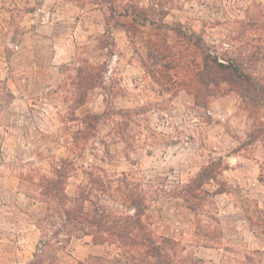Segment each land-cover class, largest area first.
Returning <instances> with one entry per match:
<instances>
[{
    "label": "rangeland",
    "instance_id": "374dc122",
    "mask_svg": "<svg viewBox=\"0 0 264 264\" xmlns=\"http://www.w3.org/2000/svg\"><path fill=\"white\" fill-rule=\"evenodd\" d=\"M206 54L264 87V0H0V264L33 260L62 162L65 193L89 188V208L132 214L139 198L177 264H264V100L225 82L195 98ZM51 243L56 264L131 251Z\"/></svg>",
    "mask_w": 264,
    "mask_h": 264
},
{
    "label": "trees",
    "instance_id": "16d2710c",
    "mask_svg": "<svg viewBox=\"0 0 264 264\" xmlns=\"http://www.w3.org/2000/svg\"><path fill=\"white\" fill-rule=\"evenodd\" d=\"M125 12L131 13L142 25L148 21L133 7L126 8ZM176 32L183 38L192 39V36H186L181 30ZM193 41L200 47V39L195 38ZM220 82L227 83L231 90L245 100L251 99L255 106L260 104L259 100H264V87L243 72L240 61L230 60L223 63L210 54L204 56L202 69L197 71L187 84L197 98L207 93L211 85L218 86ZM63 163L55 169V177L47 178L42 184L41 195L44 197L45 207L36 221L41 239L30 264H41L44 257L48 259V264H56L53 263L55 256H48L45 251V248L51 247V241L55 239L56 243L67 242L72 236L84 235H89L94 244L111 241L124 248L130 247L131 251L123 250L121 257L91 255L87 259L77 261L76 264H177L166 253L165 246L170 241L164 239L159 243L154 242L142 223L140 217L144 214V205L139 198L129 197V207L134 210L132 214L116 215L97 205L89 208L86 205L89 201L87 198L89 188L81 187L75 198H70L65 193V178L68 171ZM212 172V168H204L200 176L207 178ZM198 187L199 183L195 187L188 186L185 192L193 194ZM48 200L55 202V206ZM189 207L192 208L191 205Z\"/></svg>",
    "mask_w": 264,
    "mask_h": 264
},
{
    "label": "crops",
    "instance_id": "0c3cea01",
    "mask_svg": "<svg viewBox=\"0 0 264 264\" xmlns=\"http://www.w3.org/2000/svg\"><path fill=\"white\" fill-rule=\"evenodd\" d=\"M135 82H137V80H135ZM210 108L211 109L213 108L212 105H210ZM210 113L213 114V116H214V111L213 110H211Z\"/></svg>",
    "mask_w": 264,
    "mask_h": 264
},
{
    "label": "built area",
    "instance_id": "2783aa9c",
    "mask_svg": "<svg viewBox=\"0 0 264 264\" xmlns=\"http://www.w3.org/2000/svg\"><path fill=\"white\" fill-rule=\"evenodd\" d=\"M110 71V70H109Z\"/></svg>",
    "mask_w": 264,
    "mask_h": 264
}]
</instances>
